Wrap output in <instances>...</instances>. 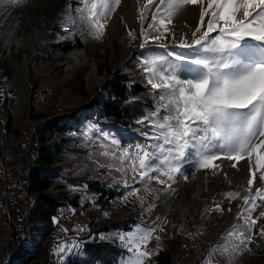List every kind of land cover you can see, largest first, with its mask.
Segmentation results:
<instances>
[{
	"label": "rangeland",
	"instance_id": "obj_1",
	"mask_svg": "<svg viewBox=\"0 0 264 264\" xmlns=\"http://www.w3.org/2000/svg\"><path fill=\"white\" fill-rule=\"evenodd\" d=\"M4 1L13 8L45 0ZM109 3L114 6V11L102 18L104 29L100 39L90 35L85 20L89 13L84 11V0H80L79 4L72 7L76 26L63 40L58 41L46 36L43 39L45 43L32 53L13 45L0 46V114L2 116L9 114L12 127L20 133L24 131L25 138L29 136L32 125L31 119L27 116L30 113L29 105L35 107V113L42 111L50 117L54 112L74 110L84 94L97 97L99 100L106 99L104 89L117 73L127 75L130 80L142 82L159 108L162 101L158 99L157 90L148 83L149 73L144 70L147 66L145 61L166 53H172L171 59L175 60V56L191 52L192 49L180 45L198 39L207 30L211 16L209 11L201 26L200 13L208 8L203 0L202 3L184 5L178 14L171 17L167 15V9L160 4V0H153L151 4L148 0H139L137 21H134L129 0H120L118 5L114 4V0H109ZM1 5L2 3L0 9ZM157 8L160 10L157 11ZM122 14L125 16L123 24L125 37L120 41L110 30V20L115 22ZM154 14L156 21L154 28L150 29ZM161 19L166 22L171 20L167 32L160 24ZM198 27L199 32L196 31ZM29 29L27 26V30ZM217 33L218 29L210 35ZM158 35L161 38L154 39ZM65 40L72 44L75 42L80 44L71 50L83 49L87 59L83 65L73 66L72 70L69 69L67 72V64L73 62L67 53L61 58L55 56L47 62L35 60L46 55L48 44L61 43ZM142 44L144 47H141ZM31 61L35 65L32 69L29 68ZM91 61L96 64V76L106 78L100 85L88 84L87 74ZM154 82L160 81L155 79ZM31 85H36L35 89L32 90ZM97 112L98 110L93 111L92 114L93 116L96 113L95 120L98 117ZM121 130L127 140L125 144L116 139L110 128L96 123H84L78 132H72L75 137L66 143L63 157L58 161L61 162L58 166L62 168L53 170L56 175L53 180H57V185L49 189L51 194L57 195L60 191L58 184H61L67 189L69 196H84L85 192L80 190L81 187L76 181L92 182L96 179L104 184L117 186V190L122 192L120 197L109 203L105 209L93 205L91 213L97 219L95 228L113 225L105 238L125 250L126 253L119 264H129V258L139 255V251L149 254L143 258L142 264H154L158 252L165 249H178L181 255L180 264H264V235H261L264 230V215H261L264 212V200L261 199V196H264L262 178L264 175L260 176L254 168V152L251 157L239 160L238 163L228 159L227 153L218 154L219 158L212 161V164L217 166L215 168L211 166L202 168L195 160L185 163L180 174L172 173L175 177L173 180H167L166 176L161 177L166 181L164 184L156 180L141 182L139 172H133L131 164L124 159V154H132L134 146L137 145L132 139L137 137L141 139L143 145L158 143L157 140H150L145 136V133L149 136L154 135L157 129L151 123H146L129 124V127H121ZM24 136L19 139H14L12 135L1 137L5 150L3 169L7 176L9 199L16 195L13 186L21 169L19 158L24 152ZM261 138L264 140V137H258L256 142L259 143ZM113 140L116 143H113ZM82 149L86 152L83 153ZM259 152L264 156V148ZM136 163L138 165V161ZM234 163L237 164L236 167H233ZM251 172H255L254 178ZM245 173L247 176L243 180L242 176ZM185 175L187 179H184ZM74 179L75 189L67 184L69 180ZM249 179H253L252 185L248 184ZM183 185H188L189 205L183 221L174 228L171 216L161 213L159 206L169 191L179 197ZM1 186L2 194L3 185ZM258 191L260 195H257ZM18 201L7 199L8 203L4 202L5 216L0 210V264H10L12 258L11 251L7 248L12 232L11 221L16 223L19 232L24 231L21 242L26 247L32 249L34 243L38 242L35 239L34 243H31L30 238L38 237L39 234L33 232V226L26 225L21 219L23 205H19ZM87 222L88 219L85 217L72 216L70 212L65 211L54 225L56 231L59 228L58 237L66 232L84 235L91 230ZM123 222L136 224L127 231L115 230ZM138 228L153 231L147 241L141 237L133 243V250L129 251L128 246L121 241V236L132 234L135 240Z\"/></svg>",
	"mask_w": 264,
	"mask_h": 264
},
{
	"label": "snow or ice",
	"instance_id": "obj_2",
	"mask_svg": "<svg viewBox=\"0 0 264 264\" xmlns=\"http://www.w3.org/2000/svg\"><path fill=\"white\" fill-rule=\"evenodd\" d=\"M198 2L202 0H160L169 17L178 14L184 5ZM84 3V11L89 13L85 17L89 33L100 39L104 29L102 18L114 11V6L109 0ZM119 3L120 0H114L115 5ZM209 11L207 30L192 43L180 45L192 49L191 52L181 53L175 60L171 59L172 53H166L145 61L148 83L157 90L162 103L147 117L157 132L152 136L145 133L146 138L158 143L137 144L132 154H124L133 172H139L141 182L156 180L164 184L161 177L173 180L172 173L180 174L182 165L194 160L202 168H215L212 161L222 153L238 163L256 152V167L264 168V156L259 152L264 148V140L256 142L258 137H264V0H208V8L200 13L201 26ZM155 21L154 14L150 29ZM170 23V19L160 20L165 32ZM217 29V34L210 35ZM155 79L160 82H154ZM236 166L234 163L233 167ZM251 175L254 178L255 172ZM187 178L185 175L184 179ZM252 183L253 179H249L248 184ZM152 231L138 228L135 240L128 234L121 236V241L132 251L133 243L141 237L147 241ZM146 255L149 254L139 251V255L129 258V264H142Z\"/></svg>",
	"mask_w": 264,
	"mask_h": 264
},
{
	"label": "trees",
	"instance_id": "obj_3",
	"mask_svg": "<svg viewBox=\"0 0 264 264\" xmlns=\"http://www.w3.org/2000/svg\"><path fill=\"white\" fill-rule=\"evenodd\" d=\"M79 45L78 42L72 44L69 40L61 43L52 42L48 44L46 55L35 60L47 62L55 56L61 58ZM34 66L31 61L29 68L32 69ZM35 87L36 85H31L32 90ZM104 90L106 99L99 100L97 97L84 94L74 110L54 112L50 117L42 111L35 113V107L29 105L30 113L27 116L31 119L32 125L26 138L24 131L20 133L12 127L9 114L3 116L0 114V158L4 150L1 137L12 135L14 139L22 136L25 138L23 144H26V149L19 158V163L22 188L26 197L24 201L18 202L19 205H23L21 219L26 225L33 226L32 231L39 234L38 237L30 238L32 244L35 239L38 242L34 243L32 249L28 248L21 242L24 231L19 232L16 223L11 221L12 232L7 244L12 257L10 264H119L126 253L120 245L111 243L105 238L113 225L95 228L97 219L91 213L93 205L105 209L109 203L120 197L122 192L117 190L116 185H107L96 179L92 182L82 180L76 182L80 185V190L85 192L84 196H69L64 185L58 186L60 191L57 195L49 192L56 177L51 166L62 159L66 143L70 140L69 137H63L64 135L78 132L84 123H96L110 128L116 139L125 144L127 140L121 127L150 123L147 117L158 109L143 83L130 80L127 75L117 73ZM97 109H100L97 112V120H93V111ZM142 120L143 123H140ZM132 140L136 144L143 145L139 137ZM67 184L75 189V179L69 180ZM1 187L0 183V210L5 216V199L1 194ZM7 191H9L8 187ZM7 199L16 201L15 197L12 199L7 197ZM25 204L28 206L26 207ZM65 211L70 212L72 216L79 215L88 219L87 226L91 227V230L84 235L66 232L58 237L59 228L56 231L54 224L61 219V214ZM135 224V222H123L115 230L127 231ZM180 257L178 249H165L158 252L154 264H180Z\"/></svg>",
	"mask_w": 264,
	"mask_h": 264
},
{
	"label": "bare ground",
	"instance_id": "obj_4",
	"mask_svg": "<svg viewBox=\"0 0 264 264\" xmlns=\"http://www.w3.org/2000/svg\"><path fill=\"white\" fill-rule=\"evenodd\" d=\"M203 1L205 6L208 7V0ZM129 2V4H131V12L133 14L134 21H137L139 0H129ZM79 3L80 0H45L33 5L23 4L20 7L12 8L6 3V1L3 0L0 9V46L4 45L10 47L13 45L17 48L20 47L26 52L32 53L36 52L38 48L45 43L43 39L46 36H50V38L52 37L58 41L63 40L65 35L72 33L76 26V20L72 7ZM214 8L215 7L213 6V9ZM124 17L125 16L122 14L115 22L110 20V30L112 31V34H114L120 41L125 37L123 30ZM10 19H12V21ZM113 25L116 27H113ZM27 26L30 27L29 30H27ZM67 55L73 60V64H67V72H69V69L72 70L73 66L83 65L87 60L82 48L73 49L69 51ZM113 57L111 58V64L113 63ZM96 72V64L94 61H91L90 69L87 74L88 84L91 86L100 85L106 80L105 77L98 78L96 76ZM92 119H96V113H94ZM67 137L74 139L72 137L75 136L70 133L68 136H65V138ZM259 140L261 141L263 139L261 138ZM81 151L83 153L86 152L85 149H82ZM256 158L257 153L254 152V168L260 176H263L264 168L257 169ZM60 163L61 162L58 161L53 163L51 169L56 170L60 167L62 168V166H58ZM246 176L247 173L242 176L243 180H245ZM0 182L3 185L4 192L5 176L1 162ZM56 182V179L53 180L52 187L57 185ZM188 205V185H183L179 197H176L171 191L164 195L160 202L159 211L161 213L169 214L172 218V225L174 228H176L177 225L183 221Z\"/></svg>",
	"mask_w": 264,
	"mask_h": 264
},
{
	"label": "built area",
	"instance_id": "obj_5",
	"mask_svg": "<svg viewBox=\"0 0 264 264\" xmlns=\"http://www.w3.org/2000/svg\"><path fill=\"white\" fill-rule=\"evenodd\" d=\"M26 114H27V112H26ZM27 122H29V121H27ZM1 144L3 145V140L2 139H1ZM3 149H4V146H3ZM25 149H26V144H24V146H23V150H25ZM4 153H5V150H3L2 157L0 158V162L2 164V169L4 168V164H3ZM3 172H4V169H3ZM18 172H19V175L17 176L16 183L13 186L14 193H16V195H14V197L17 200H19V201H24L26 195H25V192L23 191V188H22L21 169ZM4 174H5V189H4V192L2 194H3V197H4L5 201H6V203H8L7 202V197H8L7 176H6V173H4Z\"/></svg>",
	"mask_w": 264,
	"mask_h": 264
}]
</instances>
